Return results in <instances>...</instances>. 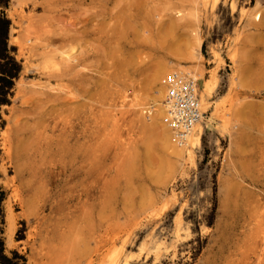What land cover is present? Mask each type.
Returning a JSON list of instances; mask_svg holds the SVG:
<instances>
[{
	"label": "rangeland",
	"instance_id": "1",
	"mask_svg": "<svg viewBox=\"0 0 264 264\" xmlns=\"http://www.w3.org/2000/svg\"><path fill=\"white\" fill-rule=\"evenodd\" d=\"M2 14L19 66L0 103L8 264H264V0H2ZM173 55L198 65L206 102L180 161L146 110Z\"/></svg>",
	"mask_w": 264,
	"mask_h": 264
},
{
	"label": "bare ground",
	"instance_id": "2",
	"mask_svg": "<svg viewBox=\"0 0 264 264\" xmlns=\"http://www.w3.org/2000/svg\"><path fill=\"white\" fill-rule=\"evenodd\" d=\"M236 1V0H235ZM208 2V1H207ZM214 5V4H213ZM235 5V4H234ZM206 6H207V4H206ZM209 8H210V6H209ZM212 8H214L213 6H212ZM211 8V9H212ZM241 8H243V7H241ZM245 11V10H244ZM243 11V12H244ZM207 12H208V10H207ZM247 13H248V11H246ZM210 13V12H209ZM213 14H215V13H213ZM212 14V15H213ZM243 14H246V13H243ZM254 14V15H253ZM210 15V14H209ZM208 15V16H209ZM249 15H250V13H249ZM248 15V16H249ZM254 17H253V16ZM252 15H250V16H252L253 18H254V20H259V18H260V15L258 14V12L257 11H255L254 13H252ZM206 16H207V14H206ZM210 17V16H209ZM245 17V16H244ZM212 18V17H211ZM247 18V17H246ZM212 20H213V18H212ZM34 47V46H33ZM35 52V51H34ZM234 52V51H233ZM63 54V53H62ZM234 54V53H233ZM66 56V55H65ZM174 56V55H173ZM67 57V56H66ZM176 57V59H174ZM69 58V57H68ZM174 58H172L173 60H168L167 62H162V63H160L159 65H157V67L155 68V71H154V74H153V82L155 83V85H154V87H156L155 88V95H154V98H153V100H152V104L149 106V109L147 108L146 110H148V111H151V114H153V112L152 111H154V113L157 115V122H158V124H160V138H161V145L167 150V149H171V156H172V158L174 159V161H175V159L178 161L179 159H182L183 157H184V155L186 154V152L187 151H189L190 149H189V144L190 145H192L193 143H198V140H199V137H200V128L198 127V128H194L192 131H191V133H189L187 136H186V138H185V140L183 141V142H181V143H176V142H174L173 140H172V132H171V130H170V128L168 127V124H167V121H166V109H167V103H166V101H165V77L167 76V74H169V73H171V72H177V73H181V74H184V75H187V76H191V77H195V72H196V68H197V66H196V64L193 66V67H191V68H188V66L186 65V64H183L184 62L182 61V60H179V59H182V57L180 58H177V56L175 55L174 56ZM194 58V57H193ZM185 59V58H184ZM190 60V59H189ZM66 61V60H65ZM235 61V60H234ZM194 62H196L195 60H194ZM195 79V78H194ZM213 80V79H212ZM211 83H212V81H210V79L209 80H205V82H204V94L206 95L207 93H208V91L210 90V88H211ZM58 88V87H57ZM202 91V90H201ZM68 94H70V93H68ZM201 95V94H200ZM208 95H210V94H208ZM201 97V96H200ZM201 100L204 102V103H206L205 102V96L202 94V97H201ZM146 112V111H145ZM150 114V115H151ZM154 114V115H155ZM58 115V114H57ZM57 115H55V116H57ZM59 117H61L60 115H59ZM156 117V116H155ZM51 118H53V117H51ZM80 118V117H79ZM56 119V118H55ZM58 119V118H57ZM56 119V121L57 122H60V121H58ZM63 119V118H62ZM61 119V120H62ZM12 120V119H11ZM50 120V119H49ZM59 120H60V118H59ZM40 121V120H39ZM38 121V122H39ZM46 121V120H45ZM44 121V122H45ZM55 121V120H54ZM63 121L64 120H62V123H63ZM68 122H69V120H67ZM78 121V120H77ZM37 122V123H38ZM13 123V122H12ZM40 123V122H39ZM41 123H42V121H41ZM56 123V122H55ZM73 123V122H72ZM45 124V123H44ZM57 124V123H56ZM64 124V123H63ZM78 125V124H77ZM9 126V125H8ZM43 126V125H42ZM47 126V125H46ZM53 126V125H52ZM52 126H51V128H52ZM65 126V125H64ZM63 126V127H64ZM54 127V126H53ZM84 127V126H83ZM50 128V127H49ZM86 128V127H85ZM85 128H84V130H85ZM37 129V128H36ZM65 129V128H64ZM80 129V128H79ZM38 130V129H37ZM43 130V129H42ZM73 130V129H72ZM83 130V129H82ZM88 130V129H87ZM39 131H41L40 129H39ZM51 131V130H50ZM53 131V130H52ZM51 131V132H52ZM76 131V130H75ZM62 132H63V128H62ZM34 133L36 134L37 132H35V129H34ZM43 133V132H42ZM87 133H88V131H87ZM90 133V132H89ZM88 133V134H89ZM55 134V133H54ZM62 134V133H61ZM61 134H59L60 136H61ZM91 134H92V131H91ZM39 135H40V133H39ZM50 135V134H49ZM59 135L58 136H56L55 135V138L56 139H58L59 140V138H57V137H59ZM72 135V134H71ZM31 136V135H30ZM29 136V138H31ZM32 136H35V135H32ZM44 136V135H43ZM54 135H51V137H53ZM64 136V135H63ZM87 136V135H86ZM17 137V136H16ZM36 137V136H35ZM42 137V136H41ZM88 137H90V136H88ZM93 137V136H92ZM18 138V137H17ZM94 138V137H93ZM19 139V138H18ZM18 139H15V141H17ZM25 139H27L26 137H25ZM32 139V138H31ZM37 139V138H36ZM35 139V140H36ZM33 140H34V137H33ZM8 141V140H7ZM63 141V140H62ZM67 141V140H66ZM88 141V140H87ZM21 142V141H20ZM28 142V141H27ZM50 142V141H49ZM83 142H86V141H84L83 140ZM8 143V142H7ZM24 143V142H23ZM32 143V142H31ZM40 143V142H39ZM42 143V142H41ZM40 143V144H41ZM63 143V142H62ZM10 144V143H9ZM8 144V145H9ZM25 144V143H24ZM33 144H35L34 142H33ZM53 144V143H52ZM84 144V143H83ZM23 145V144H22ZM27 145V144H26ZM35 145H37V144H35ZM47 145V144H46ZM45 145V146H46ZM82 145V144H81ZM86 145H88V143L86 144ZM89 145H90V143H89ZM4 146V145H3ZM15 146V145H14ZM29 146V145H28ZM41 146V145H40ZM83 146V145H82ZM24 147V146H23ZM36 147V146H35ZM65 147H68V145L67 146H65ZM81 147V146H80ZM85 147V146H84ZM87 147V146H86ZM26 148V147H25ZM41 148V147H40ZM7 149V148H6ZM20 149H22V147L20 148ZM20 149H18V150H20ZM66 149V148H65ZM92 149V148H91ZM90 149V150H91ZM93 149H94V147H93ZM93 149H92V151H93ZM64 150V149H63ZM88 150V149H87ZM9 151V150H8ZM21 151V150H20ZM89 151V150H88ZM87 151V152H88ZM24 152V151H23ZM53 153V152H52ZM73 153V152H72ZM89 153V152H88ZM91 153V152H90ZM28 155V154H27ZM34 155V154H33ZM188 155V154H187ZM62 156V155H61ZM33 157V156H32ZM31 157V158H32ZM73 157V156H72ZM31 160V159H30ZM50 160V159H49ZM183 160V159H182ZM45 161H47L46 160V158H45ZM56 161H57V159H56ZM70 161V160H69ZM72 161V160H71ZM180 161V160H179ZM44 162V161H43ZM53 162H54V160H53ZM88 162V161H87ZM87 162H85L86 164H87ZM90 162V161H89ZM2 163V162H1ZM34 163V162H33ZM35 163H37V162H35ZM39 163V162H38ZM48 163V162H47ZM56 163V162H55ZM95 163V162H94ZM17 164V168L15 167V169L17 170L18 169V163H16ZM40 164V163H39ZM41 164H43L42 162H41ZM73 164V163H72ZM82 165V164H81ZM95 165V164H94ZM84 166V165H83ZM86 166V165H85ZM2 167H4V166H2ZM20 167V166H19ZM81 167V166H80ZM75 168V167H74ZM84 168V167H83ZM83 168H82V170H83ZM95 168V167H94ZM40 169V168H39ZM48 169V168H47ZM51 170V169H50ZM60 170V169H59ZM84 171V170H83ZM52 172V171H51ZM61 172H62V170H61ZM82 172V171H81ZM53 173V172H52ZM51 173V174H52ZM59 173V172H58ZM92 174V173H91ZM53 175V174H52ZM70 176V175H69ZM83 177V176H82ZM95 177V176H94ZM89 178V177H88ZM96 178V177H95ZM94 178V179H95ZM44 179V178H43ZM85 179H87V178H85ZM2 180V179H1ZM67 181V180H66ZM69 181H70V179H69ZM75 182V181H74ZM73 183V182H72ZM86 183V182H85ZM97 183V182H96ZM89 184V183H88ZM43 185H46V184H43ZM42 184H41V186H43ZM86 185V184H85ZM23 188V187H22ZM72 188V187H71ZM83 191H84V189H83ZM87 191H89V190H87ZM91 192H92V190H91ZM94 192V191H93ZM73 193V191L71 192V194ZM60 194H62V193H60ZM70 194V193H69ZM90 194V193H89ZM88 194V195H89ZM92 194H94V193H92ZM42 195V194H41ZM70 196V195H69ZM14 197V196H13ZM16 197V196H15ZM97 197V196H96ZM70 198V197H69ZM79 201V200H78ZM83 201V200H82ZM62 202H63V200H62ZM85 202V201H84ZM83 202V203H84ZM87 203L89 202V201H86ZM92 202V201H91ZM47 203V202H46ZM55 203H57L56 201H55ZM64 203H66V202H64ZM60 204V203H59ZM53 205V204H52ZM58 205V204H57ZM61 205V204H60ZM67 205V204H66ZM65 205V206H66ZM88 205H89V203H88ZM78 206H79V204H78ZM74 207H76V206H74ZM82 207V206H81ZM60 208H62V207H60ZM67 208V207H66ZM73 208V207H72ZM79 208V207H78ZM33 210H34V208H32ZM54 209V208H53ZM59 209V208H58ZM68 209V208H67ZM64 210H65V208H64ZM78 210V209H77ZM29 213H30V211L29 210H27ZM35 211H37V210H35ZM60 211V210H59ZM62 211V210H61ZM55 212H57V210L55 211ZM66 212H67V210H66ZM77 212V211H76ZM32 213H33V211H32ZM70 213H72V215H73V212H71L70 211ZM75 213V212H74ZM78 213V212H77ZM57 214V213H56ZM59 214V213H58ZM58 214H57V216H58ZM69 215V214H68ZM72 215H71V217H72ZM76 215V214H75ZM70 216V215H69ZM61 217V216H60ZM70 217V218H71ZM57 219H60L59 217L57 218ZM60 221V220H59ZM60 223V222H59ZM45 224H47V223H45ZM43 226V225H42ZM41 226V227H42ZM11 227V226H10ZM9 227V228H10ZM45 228V227H44ZM13 229V228H12ZM46 229V228H45ZM11 232V231H10ZM40 234V233H39ZM90 236V235H89ZM42 237V236H41ZM41 237H39V239L41 238ZM110 248V247H109ZM42 249V248H41ZM94 249V248H93ZM92 249V250H93ZM92 252V251H91ZM110 252V251H109ZM88 253H89V251H88ZM106 253H107V251H106ZM104 255V254H103ZM88 256H90V255H88ZM105 256V255H104ZM256 258V257H255ZM263 258V257H262ZM262 258H260V260L262 259ZM87 259H89V258H87ZM86 259V260H87ZM257 259V258H256ZM258 260V259H257ZM88 261V260H87ZM255 261V260H254ZM254 261H252V262H254ZM264 261V260H263ZM90 262V261H89ZM89 262H87L88 264H90ZM107 263V262H106ZM244 263V262H243ZM242 263V264H243ZM102 264V263H101ZM105 264V263H104ZM123 264V263H122ZM246 264V263H245ZM258 264H259V262H258ZM262 264V263H261Z\"/></svg>",
	"mask_w": 264,
	"mask_h": 264
},
{
	"label": "built area",
	"instance_id": "3",
	"mask_svg": "<svg viewBox=\"0 0 264 264\" xmlns=\"http://www.w3.org/2000/svg\"><path fill=\"white\" fill-rule=\"evenodd\" d=\"M166 121L172 140L181 143L205 119L196 79L177 72L165 77Z\"/></svg>",
	"mask_w": 264,
	"mask_h": 264
},
{
	"label": "trees",
	"instance_id": "4",
	"mask_svg": "<svg viewBox=\"0 0 264 264\" xmlns=\"http://www.w3.org/2000/svg\"><path fill=\"white\" fill-rule=\"evenodd\" d=\"M2 0H0L1 2ZM10 22L2 14L0 16V103H5V95L13 85V79L19 71L18 64L8 53L7 37ZM0 253H2V244L0 242ZM0 264H8V259L0 255Z\"/></svg>",
	"mask_w": 264,
	"mask_h": 264
}]
</instances>
